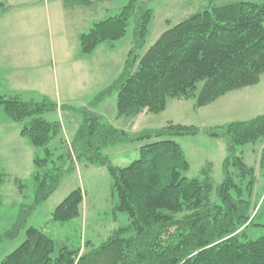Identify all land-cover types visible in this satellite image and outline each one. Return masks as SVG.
I'll use <instances>...</instances> for the list:
<instances>
[{
	"label": "trees",
	"instance_id": "1",
	"mask_svg": "<svg viewBox=\"0 0 264 264\" xmlns=\"http://www.w3.org/2000/svg\"><path fill=\"white\" fill-rule=\"evenodd\" d=\"M152 1L128 0L117 13L78 35L80 52L90 55L101 42L112 46L134 20L133 45L121 72L86 105H58L46 96L34 100L0 93L3 113L21 124L20 134L36 148L30 177L33 200L19 204L14 223L0 234V241L17 236L32 211L81 160L109 172L116 194L114 209L126 213L127 224L98 246L90 247L84 240L81 247H61L55 257L54 240L44 230L28 226L23 241L0 264H264V224L255 222L264 210V193L254 200L256 168L237 154L239 146L264 142V114L203 129L168 123L131 133L96 111L112 94L116 115L126 118L142 111L158 113L167 98L194 99V105L202 107L228 91L258 82L264 71V4L238 1L196 11L165 29L138 58L153 14ZM6 9L0 1V11ZM56 109L80 115L71 140L60 149L48 144L62 133L61 121L43 116ZM200 130L226 144L218 202L210 199L209 178L183 175L188 161L180 144L167 138ZM129 141L146 142L139 145L133 162L113 165L104 149ZM258 169L264 177V145ZM82 201L81 189L71 190L55 206L50 220L61 223L78 217ZM254 225L261 226L263 233L247 238V229Z\"/></svg>",
	"mask_w": 264,
	"mask_h": 264
},
{
	"label": "rangeland",
	"instance_id": "2",
	"mask_svg": "<svg viewBox=\"0 0 264 264\" xmlns=\"http://www.w3.org/2000/svg\"><path fill=\"white\" fill-rule=\"evenodd\" d=\"M29 1L12 5L15 12L13 15L7 14L10 23L7 21L6 29L2 30L11 32L14 43L23 45L21 49H29L28 66L23 69V76H26L27 80L7 83L10 92L5 93L16 94L23 99L40 100L44 94L42 90L34 87H41L37 84L42 80L45 81V89H48L51 95L48 98L56 104L57 90L62 93V98L64 97L61 104L73 106L87 104L90 98L86 96L85 90L77 91L70 96L63 92V80L58 73L60 56L63 53L61 45H67L64 48L66 55L70 50L75 57L89 62L90 69L83 68L82 73L87 71L88 76L85 79L91 83L94 94L109 85L121 72L127 53L133 45L134 20H130L124 35L113 41L112 46L107 41L101 42L91 55L80 52L78 35L87 31L94 22L117 13L128 0H91L88 3H79L75 0ZM238 1L264 4V0H153L149 3L153 14L143 45L137 50L138 58L165 29L192 13ZM6 6V10L11 9L9 4L6 3ZM21 14L25 15V18ZM92 70L93 77L89 75ZM80 87L83 88L84 85L81 84ZM89 87L90 85H87V88ZM96 111L106 115L115 127L131 133L159 129L168 123L192 125L203 129L235 120H248L264 114V71L258 82L228 91L202 107H196L194 99L167 98L164 109L158 113H136L126 118L116 115L115 94H112L96 108ZM68 112L62 113L56 109L43 114L48 120H60L63 127L62 133L52 139L48 147L60 149L61 145L66 144L64 143L66 139L73 136L74 121H77L76 118L80 120V115L73 114L70 110ZM20 128L21 124L7 118L0 106V234L14 223L19 204H29L33 200L30 177L33 171L32 157L36 148L20 134ZM167 138L180 144L188 161V168L182 172L183 175L201 180L209 178L213 185L210 199L218 202L217 186L223 178L222 161L227 152L225 142L220 137L208 136L201 130L195 134H170ZM145 142L117 143L106 147L104 152L113 165L122 167L138 158V147ZM263 145L264 142L256 141L237 148V154L242 156L244 162L256 168L258 180L254 200H259L264 193V177L258 175V161ZM38 150L42 153L41 148ZM19 183L23 186L21 189ZM75 188H80L83 194L80 215L66 222L51 221V213L55 206ZM115 203L116 194L112 187V177L106 168L81 160L77 162L75 171L64 175L57 188L32 211L25 227L40 228L54 240L53 257L58 254L61 247H81L84 240L89 241L90 247H95L115 229L128 222L125 212L114 209ZM255 222L264 224L263 209L259 211ZM25 227L19 230L17 236L0 241V261L23 241ZM246 233L247 238H256L263 233V229L259 225H254L249 227Z\"/></svg>",
	"mask_w": 264,
	"mask_h": 264
},
{
	"label": "crops",
	"instance_id": "3",
	"mask_svg": "<svg viewBox=\"0 0 264 264\" xmlns=\"http://www.w3.org/2000/svg\"><path fill=\"white\" fill-rule=\"evenodd\" d=\"M0 1L3 2L5 5L6 3L9 4L11 7L10 10H6L4 12L0 11V93L6 94L5 92H10L7 89L8 88L7 83L8 84L19 83L27 80V77L23 76V69L28 66L27 57L29 56V49L28 48L21 49V46L23 45L20 43L19 44L14 43L13 40L14 38L11 32L7 33L6 31L3 32L2 30L6 29L8 22L10 23V20L7 18V14L10 13V15H13V13L15 12V8L14 10H12V5L16 6L17 4L29 3L30 1L29 0H0ZM88 2H79V3H88ZM21 16L25 18V15L21 14ZM65 47H67V45L65 44L61 45V48H63L62 49L63 53L60 56V63L58 68L59 76L61 80H63V92L65 93V95L70 96L76 93L77 91L81 92L82 90H85L86 96H89L88 98L91 99L94 94V91L91 87V83H89V81L85 79L88 76L86 74L87 71L84 74L82 73L83 68H85L86 70L90 69V64L89 62H85V60L77 58V56L75 57L74 53H72L70 50L66 55L64 53V51L66 50L64 49ZM66 59L69 60L67 61ZM89 75L93 77V70L90 72ZM80 77H81V81L78 82ZM45 84H46L45 81L40 80L37 85L41 87H34V88L35 89L39 88V90H42L44 96L50 97L51 95L49 93V90L45 89ZM81 84L84 85L83 88L80 87ZM87 85H90V87L87 88ZM55 98L58 100V104L60 105L61 102H63L61 101V99H63L64 97L62 98V93H59V90H57ZM140 113L146 114L147 112L142 111ZM71 138H67L66 142H69Z\"/></svg>",
	"mask_w": 264,
	"mask_h": 264
}]
</instances>
